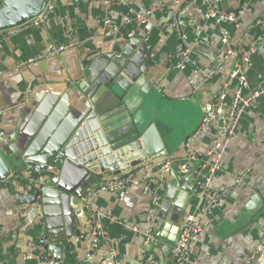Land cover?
I'll use <instances>...</instances> for the list:
<instances>
[{"label":"crops","instance_id":"crops-1","mask_svg":"<svg viewBox=\"0 0 264 264\" xmlns=\"http://www.w3.org/2000/svg\"><path fill=\"white\" fill-rule=\"evenodd\" d=\"M174 1H112L108 10L110 25L118 27L115 34L107 32L101 1L59 2L42 25H26L10 35L0 32V155L10 171L8 180L0 183V264H36L25 254L29 242H38L42 234L40 215L48 256L59 264L97 263L98 259L86 258L91 240L73 241L90 227L83 195L91 175L77 166L78 158L67 159L63 150L87 118L95 115L111 139L138 140L147 169L172 162V170L158 178L161 202L150 223L146 221L150 197L139 185L93 197L92 203L114 218L103 221L106 238L119 240L111 244L99 240L101 248L113 249L122 264H141L144 259L173 264L171 249L163 243L150 242L146 249L142 244L149 230L164 243L173 240L182 220L198 208L193 172L178 173V167L187 147L198 160L211 161L207 154L211 136L196 131L204 106L237 61L236 56L224 61L220 29L226 31L237 55L258 42L248 65L246 92L264 84V0H219L226 12H244L236 25L218 26L204 19L200 2L190 5L183 22L190 41L197 40L190 59L199 72L193 76L191 67L183 72L168 70L175 38L161 27L167 20L164 14L155 13L149 24L124 23V16L154 5L173 7ZM258 20L263 23L255 24ZM65 35L71 36L73 47L25 64L66 44ZM33 165L48 175L39 189L29 181ZM245 170L249 172L242 185L204 217L188 264H240L259 242L264 229V94L256 108L243 111L212 186H229L231 176ZM96 177L102 184L114 176Z\"/></svg>","mask_w":264,"mask_h":264},{"label":"built area","instance_id":"built-area-1","mask_svg":"<svg viewBox=\"0 0 264 264\" xmlns=\"http://www.w3.org/2000/svg\"><path fill=\"white\" fill-rule=\"evenodd\" d=\"M101 1L103 10L105 12L104 24L109 27L107 30L110 34H115L118 27L110 25L108 10L112 1L114 0H48L45 8L39 14L28 20L22 26L3 31L10 35L20 31L21 27L26 25L38 27L42 25L48 15L52 12L55 6L62 2L64 4L72 3H92ZM119 4H124L126 0H115ZM200 2L204 8V19L213 21L216 25L221 26L225 23L237 24L240 16L244 14L242 10L238 12H226L220 6L219 0H175L174 6L154 5L142 13L132 16H124V23H151V18L155 13L164 14L167 20L161 25L162 29H169L175 38V48L173 53L169 56L168 70L185 71L191 67L190 76L197 75L199 70L193 67L190 55L193 47L196 45L197 40L190 41L184 27L183 15L189 9L190 5ZM262 20H258L255 24H262ZM148 33V32H147ZM221 37V44L224 48V61L229 56H236L237 61L227 79L221 86L218 93L204 106L203 116L196 133L204 132L211 136L210 148L207 151L211 161H200L196 158L194 153L189 147L185 149L184 157L178 167V173L186 174L193 172L194 184L199 194V205L193 214L188 215L182 220L177 229V234L174 238L171 248L173 264H188L192 247L198 241V237L203 228V219L210 213L213 206L228 198L231 193L239 188L249 170H245L238 174H233L232 184L219 185L213 187L212 183L215 179L217 172L222 167L223 156L232 140L238 121L244 110L256 108L258 98L264 94V84L261 88L255 91H247V71L248 65L254 54L259 49L258 42H252L248 48L237 55L231 50L229 46V38L224 29L219 30ZM68 40L66 44L59 47H53L45 55L37 56L28 60L25 64L33 63L42 59L44 56L59 54L64 50L74 46L70 35H65ZM147 40V38H145ZM264 40V33L261 36ZM113 58H121L119 54H110ZM221 69V67H218ZM9 72H6L7 74ZM1 74V73H0ZM214 72H209L204 77V81L211 77ZM189 86L193 82L190 77H187ZM232 84L236 88H231ZM196 133L192 135L187 141L192 140ZM195 163H199L195 168ZM172 170V162H165L160 166L151 170L147 169L144 163L135 166L134 168L121 171L118 176H114L102 184L89 186L83 195V206L87 209L90 227L85 234L75 236L73 241L78 242L84 238L91 240L90 248L86 256L87 259H98L96 264H107L110 260L112 264H122V260L118 257L113 249L103 250L100 246L99 240H106L110 244L118 242V239L106 238L103 231V221L105 219L114 220V218L107 216L104 212L99 210L93 203V197L100 192H111L118 189L127 187L141 186L144 194L150 197V209L147 213L146 221L150 223L155 216V211L161 202V185L158 181L160 175L168 173ZM9 178V177H8ZM8 178L3 181L6 182ZM48 179L47 172L39 165L31 167V175L29 178L30 183L39 189L46 185ZM39 226L42 234L38 242H29V253L25 254L26 259L35 258L36 264H59L58 260L48 256L46 250L49 244L46 236L43 235L44 220L42 216L38 217ZM126 229L137 232L136 228L126 225ZM1 231V230H0ZM153 240V231L149 230L144 238L142 248L144 249ZM264 245V229L259 239L258 244L254 249L241 259L240 264H260L263 256ZM146 249V248H145ZM141 264H158L156 260L144 259Z\"/></svg>","mask_w":264,"mask_h":264},{"label":"water","instance_id":"water-1","mask_svg":"<svg viewBox=\"0 0 264 264\" xmlns=\"http://www.w3.org/2000/svg\"><path fill=\"white\" fill-rule=\"evenodd\" d=\"M47 2L48 0H0V32L22 26L42 12ZM108 82L105 81L104 85ZM102 122L96 115L88 117L63 149L67 159L78 158L77 166L89 172L91 175L89 186L97 184V175L118 176L121 171L134 168L146 160L144 153L140 152L141 147L138 140L133 139L124 143L111 139L112 137H109L108 130H105ZM173 169H176V165H173ZM9 173L0 155V183L9 177ZM43 235L46 236L44 228ZM173 241L174 239H168L167 243H164L158 235H154L152 240L153 243H163L170 249ZM151 244H148V248ZM260 264H264V245Z\"/></svg>","mask_w":264,"mask_h":264},{"label":"trees","instance_id":"trees-1","mask_svg":"<svg viewBox=\"0 0 264 264\" xmlns=\"http://www.w3.org/2000/svg\"><path fill=\"white\" fill-rule=\"evenodd\" d=\"M75 260V259H74Z\"/></svg>","mask_w":264,"mask_h":264}]
</instances>
